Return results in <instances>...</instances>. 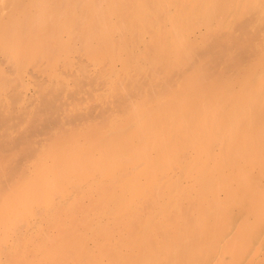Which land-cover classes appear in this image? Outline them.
<instances>
[{
	"label": "bare ground",
	"instance_id": "6f19581e",
	"mask_svg": "<svg viewBox=\"0 0 264 264\" xmlns=\"http://www.w3.org/2000/svg\"><path fill=\"white\" fill-rule=\"evenodd\" d=\"M0 4V264H264V0Z\"/></svg>",
	"mask_w": 264,
	"mask_h": 264
},
{
	"label": "rangeland",
	"instance_id": "374dc122",
	"mask_svg": "<svg viewBox=\"0 0 264 264\" xmlns=\"http://www.w3.org/2000/svg\"><path fill=\"white\" fill-rule=\"evenodd\" d=\"M0 6H1V4H0Z\"/></svg>",
	"mask_w": 264,
	"mask_h": 264
}]
</instances>
